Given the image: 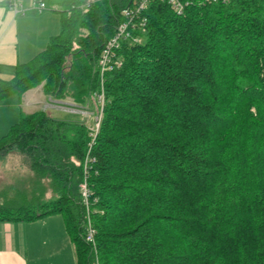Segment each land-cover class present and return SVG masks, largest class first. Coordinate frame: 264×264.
Masks as SVG:
<instances>
[{
    "label": "trees",
    "instance_id": "obj_1",
    "mask_svg": "<svg viewBox=\"0 0 264 264\" xmlns=\"http://www.w3.org/2000/svg\"><path fill=\"white\" fill-rule=\"evenodd\" d=\"M133 1L37 0L60 33L0 95L44 83L84 105L103 90V117L93 136L80 119L22 116L0 150L25 153L55 197L2 203L0 223L62 215L77 264H264V0H185L182 15L155 0L102 77Z\"/></svg>",
    "mask_w": 264,
    "mask_h": 264
},
{
    "label": "crops",
    "instance_id": "obj_2",
    "mask_svg": "<svg viewBox=\"0 0 264 264\" xmlns=\"http://www.w3.org/2000/svg\"><path fill=\"white\" fill-rule=\"evenodd\" d=\"M10 1L0 0V83L13 80L17 68L43 52L51 38L60 33V15V19L42 12L16 15ZM18 1L28 6L32 3V0ZM47 100L49 98L41 87L27 90L23 94L0 95V141L20 122L24 114L42 111ZM59 116L55 119L76 120L74 114L66 118ZM53 217L56 215L33 222L0 223V264H40L39 254L34 255L36 230L43 238L42 259L47 261L44 264H56L59 261L63 264H77L75 247L68 237L65 222L56 239L48 235V224L53 222Z\"/></svg>",
    "mask_w": 264,
    "mask_h": 264
},
{
    "label": "rangeland",
    "instance_id": "obj_3",
    "mask_svg": "<svg viewBox=\"0 0 264 264\" xmlns=\"http://www.w3.org/2000/svg\"><path fill=\"white\" fill-rule=\"evenodd\" d=\"M18 1V0H17ZM21 3L20 1H18ZM32 2L37 3V0H32ZM27 7L28 5H24ZM47 9L42 13H50L55 15L57 19L59 14L55 12V7L52 9L49 5H46ZM44 90V83L40 86ZM37 88V87H36ZM49 100L43 104L42 111L48 116L59 118H66L67 115H72L70 112L74 108L86 109L90 111V114L86 119L80 115H74L76 119L84 121L86 126L92 132L93 136L98 133V130L95 129V118H100L99 122L102 121L103 113L102 108L98 106L97 99H93L90 102H87L84 105L76 104L70 99L57 100L51 96H47ZM42 105V104H41ZM42 107V106H41ZM64 115V116H62ZM73 118V116L71 117ZM93 143H91L92 146ZM0 204L15 200L21 195H25L27 198H31L33 195L37 197H42L44 202L50 201L55 197L52 190H50L49 182L45 179H39L35 176V173L31 169V162L29 161L27 155L21 152L16 146L6 148L5 150H0ZM84 185H87V179H85ZM82 189V188H81ZM53 222H49L50 225L48 235L51 238L56 239L58 234H61V229L64 224V217L62 215H56L53 217ZM48 238L45 240L47 242ZM34 255L40 256L41 263L44 264L47 262L45 259H42L43 247L42 242L43 238L39 235L38 230L35 231L34 235ZM52 260V257L50 258ZM56 264H63L62 261L57 262Z\"/></svg>",
    "mask_w": 264,
    "mask_h": 264
},
{
    "label": "built area",
    "instance_id": "obj_4",
    "mask_svg": "<svg viewBox=\"0 0 264 264\" xmlns=\"http://www.w3.org/2000/svg\"><path fill=\"white\" fill-rule=\"evenodd\" d=\"M155 1V0H134L132 7L130 6L129 8L125 9L123 11V16L125 17V21L122 22L117 29L116 35L109 40L101 54V57L99 59V70L100 74L103 77V75L108 72L112 71L116 67L121 66V62L117 60V50L120 48L121 43L126 40H131L133 42H139V38H135L132 35V31L136 30L138 27V19L141 16L142 13L150 6V4ZM165 1L169 6H171L172 10L178 14L182 15L185 13L187 7L190 5V2L185 1V0H161ZM211 3H217L220 1H227V0H208ZM10 6L12 10L15 12L16 15H25L28 12H43L47 9L45 3L42 2H32L28 7H25L21 3H19L17 0H11L10 1ZM143 20V19H142ZM146 20L142 22H139L140 26H144ZM97 102L100 108L104 107L105 103V96L103 90L97 95ZM74 115H80L84 119L88 117L90 114V111L86 109H80V108H74L72 111ZM100 118H95V129L98 130L100 126L99 122ZM84 122V121H82ZM85 123V122H84ZM82 192L83 196L86 198L87 197V187L86 185L82 186ZM87 233H86V240L94 245V234L95 231L93 230L90 222V218L87 217Z\"/></svg>",
    "mask_w": 264,
    "mask_h": 264
}]
</instances>
